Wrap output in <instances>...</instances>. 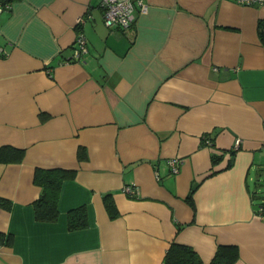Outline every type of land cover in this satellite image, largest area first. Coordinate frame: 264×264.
<instances>
[{"label":"crops","instance_id":"0c3cea01","mask_svg":"<svg viewBox=\"0 0 264 264\" xmlns=\"http://www.w3.org/2000/svg\"><path fill=\"white\" fill-rule=\"evenodd\" d=\"M142 2L124 30L101 0L0 8V147L24 150L0 164V264H164L172 242L264 264V6ZM37 169L73 174L52 222L35 218Z\"/></svg>","mask_w":264,"mask_h":264},{"label":"trees","instance_id":"16d2710c","mask_svg":"<svg viewBox=\"0 0 264 264\" xmlns=\"http://www.w3.org/2000/svg\"><path fill=\"white\" fill-rule=\"evenodd\" d=\"M16 0H0V8H9V3ZM133 25V24H132ZM131 25V26H132ZM130 26V27H131ZM129 27V28H130ZM258 35L262 42H264V22L258 24ZM24 157V150L5 145L0 147V164L19 163ZM219 159L218 156L213 155V163ZM73 176L72 172L52 169L41 170L37 169L34 172V183L41 188V195L34 202V212L37 221L52 222L58 217L57 199L61 188V183ZM188 203L194 207L190 198H187ZM113 204L107 203L106 207L114 216ZM260 214H264L262 208L258 209ZM85 209L79 208L70 211L68 216V226L71 230L84 228L86 223ZM2 235H0L1 243ZM9 238H5V242L10 243ZM195 250L185 244L172 242L167 251L165 252L163 263L164 264H203L199 255L194 252ZM238 256L235 246H220L211 260L210 264H232Z\"/></svg>","mask_w":264,"mask_h":264},{"label":"built area","instance_id":"2783aa9c","mask_svg":"<svg viewBox=\"0 0 264 264\" xmlns=\"http://www.w3.org/2000/svg\"><path fill=\"white\" fill-rule=\"evenodd\" d=\"M241 5H259L264 6V0H236ZM101 9L103 13L104 25L108 28H118L121 30L128 29L135 21V11L145 12L146 6L142 0H101ZM87 14L82 15L76 19L75 26H81L86 19ZM83 34H79L75 40V52L73 59L79 60L81 54L87 52L86 40L83 38ZM233 150H237L240 146L241 141L239 139L234 140ZM208 142V141H207ZM209 143V142H208ZM178 160H169V165L172 173L178 172ZM127 194L135 192L131 187H124L123 190Z\"/></svg>","mask_w":264,"mask_h":264},{"label":"rangeland","instance_id":"374dc122","mask_svg":"<svg viewBox=\"0 0 264 264\" xmlns=\"http://www.w3.org/2000/svg\"><path fill=\"white\" fill-rule=\"evenodd\" d=\"M258 183V182H257ZM259 184L264 185V181L259 182Z\"/></svg>","mask_w":264,"mask_h":264}]
</instances>
